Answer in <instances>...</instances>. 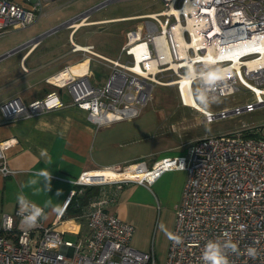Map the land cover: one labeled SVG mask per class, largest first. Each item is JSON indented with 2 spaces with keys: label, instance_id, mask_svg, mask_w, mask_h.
<instances>
[{
  "label": "built area",
  "instance_id": "2783aa9c",
  "mask_svg": "<svg viewBox=\"0 0 264 264\" xmlns=\"http://www.w3.org/2000/svg\"><path fill=\"white\" fill-rule=\"evenodd\" d=\"M43 1L0 0V35L31 26L42 12ZM161 1L160 11L136 17L142 22L127 31V40L115 59L94 52L91 44L80 45L71 39L73 51L82 52L87 59L94 56L109 68L103 85L90 81L87 66L80 71L65 66L48 81L65 89L72 103L85 110L96 126L138 117L153 98L156 85L173 86L179 103L199 111L206 123L263 107L264 0ZM89 11L63 25L74 29V22L84 20ZM55 29L14 47L2 58L32 46ZM204 65L222 70V79L214 86L206 87L201 79L209 70ZM202 90L216 98L244 92L253 100L214 112L188 102L191 97L197 102ZM62 105L56 91L29 103L12 97L0 103V124ZM14 141L0 142L3 175L12 173L4 152ZM172 169L187 171L172 232L180 235L183 242L177 245L170 240L164 264H202L206 242L223 239L225 232L240 250L239 254H228L229 264H264V124L204 135L194 141L189 158L166 156L150 167L139 160L84 171L73 181L77 188L66 198L63 215L56 214L52 224L41 220L37 227L22 230L17 201L12 213L0 216V264H159L152 251L131 245L134 226L105 207L114 199L110 188L120 189L127 181L151 185ZM104 171L126 174L113 178ZM96 186L100 192L89 198L82 209L86 234L80 236L79 231H72L78 239L65 238V231L56 226L64 221L67 205L86 187ZM249 246L258 251L255 260L246 254Z\"/></svg>",
  "mask_w": 264,
  "mask_h": 264
},
{
  "label": "crops",
  "instance_id": "0c3cea01",
  "mask_svg": "<svg viewBox=\"0 0 264 264\" xmlns=\"http://www.w3.org/2000/svg\"><path fill=\"white\" fill-rule=\"evenodd\" d=\"M96 1L89 0V5L97 3ZM98 5H93L74 15L91 10L81 22L83 24L78 26L79 28L65 26L69 31L66 48H53L47 45L37 52L41 46L39 40L32 46L20 50L22 52L18 66L0 73V103L12 97H19L22 102L29 103L43 98L50 91H56L63 103L61 107L39 115L29 118L20 117L0 124V142L15 140L4 152L5 163L12 173L3 175L0 172V216L4 212H13L17 196L21 192L42 207L49 199L52 200L53 205L59 203L63 206L71 190L77 188L73 181L84 171L124 165L139 160L145 161L150 167L166 156L187 158L190 156L193 140L196 137L190 138V147H187L188 143H184L182 137L177 136L174 139L173 134H170L168 127L164 124L156 129L150 126L145 128L144 114H140L141 116L135 119L96 126L88 119L85 110L72 103L65 89L48 81L65 66L78 67V70L84 69L85 67L80 69V64L85 62L90 72V81L96 85H103L109 76V68L107 67L109 72L103 84L98 79L93 80L92 64L100 62L94 56L87 59L82 52L73 51L71 39L80 45L91 44L94 46V52L115 59L118 56L112 58L98 52L92 42L79 43L76 40V34L80 28L117 19H139L136 24L127 29L128 31L142 22V19L136 17L152 13L90 18L93 11L98 9L95 8ZM176 107L187 106L181 105L178 99ZM177 117L189 116L187 113H179ZM41 170H47L52 175L51 191H37L39 185H28L30 179H39L35 177V173ZM123 175L125 173H121V176ZM186 178L185 169H172L164 172L151 185L127 181L120 189L110 188L109 192L114 194V199L107 203L105 209L116 213L121 219L134 226L130 241L133 247L142 251H152L155 257L160 250L167 253L170 240L161 230L160 225L169 232H173L176 211L181 201ZM21 185H24L23 189ZM40 186L44 187L43 181ZM86 189L89 187H86L84 191ZM58 190L61 192L59 196L56 195ZM95 191L99 193L100 187L96 186ZM79 203L81 201H78ZM85 204L82 203L79 211L69 209L65 212L63 220L76 222L77 228L75 230L62 228L61 230L65 231L64 234L81 231V220H84L82 209ZM45 212L47 219L44 222L52 224L56 214L52 212L51 207L46 208ZM61 224L62 222L58 223L56 227Z\"/></svg>",
  "mask_w": 264,
  "mask_h": 264
},
{
  "label": "rangeland",
  "instance_id": "374dc122",
  "mask_svg": "<svg viewBox=\"0 0 264 264\" xmlns=\"http://www.w3.org/2000/svg\"><path fill=\"white\" fill-rule=\"evenodd\" d=\"M104 1L106 0H97V3L93 5L100 4ZM89 3V0H44L42 12L31 26L24 29L9 30L0 35V56L12 50L14 47L27 42L29 39L45 33L53 27L56 28L55 32L45 35L40 40L41 46L38 48L37 52L43 49V46L47 45L53 48H66L69 31L66 29L65 25H63V22L81 11L93 7V5H89ZM162 8L163 3L161 0H110L93 11L90 18L149 13L160 11ZM138 20L139 19H117L96 26H83L76 34V40L79 43L92 42L98 52L112 58L117 57L120 54L122 44L127 40V29L132 27L133 24H136ZM21 52L22 51L14 52L1 58L0 73L12 70L15 66H18ZM126 58V56H123V60ZM98 61L100 63L94 62L92 64V79H98V81L103 84L109 70L102 60L98 59ZM194 93L196 94V88H194ZM152 96L153 98L141 112V114L145 116L143 119L144 127L150 126L156 129L164 124L168 127L170 134H173L172 137L174 139L177 136L180 138L182 137L183 142L188 143L187 147H190L189 142L191 137H196L193 140L195 141L204 135L214 136L226 134L238 131L243 128V126L258 127L264 124V106L258 107L251 113L217 118L211 123H206L199 111L187 107H176L178 96L173 86L156 85ZM217 99L219 102L212 103L208 109L214 112H218L220 109L229 110L236 105H242L246 100H253L250 94L244 92H238ZM179 113H187L189 117L176 118ZM97 193L98 192L91 195V197L97 195ZM81 224L80 236H84L87 232L85 218L81 220ZM56 228L59 230L62 229L60 226ZM76 228L77 225L69 226V229L72 230ZM64 237L75 241L79 236L67 232L64 234ZM156 256L158 263L164 264L166 252L160 250Z\"/></svg>",
  "mask_w": 264,
  "mask_h": 264
},
{
  "label": "clouds",
  "instance_id": "9594fccd",
  "mask_svg": "<svg viewBox=\"0 0 264 264\" xmlns=\"http://www.w3.org/2000/svg\"><path fill=\"white\" fill-rule=\"evenodd\" d=\"M209 70L203 74L201 79L203 80L205 86H214L215 83L222 79L221 72L222 70L219 68H211L207 65H204ZM188 79H191V76H187ZM194 95H196L194 93ZM199 95V99L197 100L198 104L205 110L209 108L212 103H218V99L216 97H211L207 92L201 91ZM43 154V153H42ZM183 167V165H181ZM35 177L28 181L29 186L39 185L37 191H51V180L52 175L47 170H41L35 173ZM41 181L44 182V187L41 188ZM24 185H21L23 189ZM57 196L61 195V192L58 190L56 193ZM17 201L19 205L18 215L21 217V225L23 226L22 230H31L37 227L41 220L47 219V213L45 212L46 208L51 207L53 213L57 215H63L65 211V206L67 202L64 203L65 206H61V204L57 203L53 205L51 199L47 200L43 207L37 205L33 201H31L26 195L21 192L17 196ZM162 231L165 232V235L171 240L174 244H181L183 239L180 235L173 234L169 232L163 225H160ZM239 246L237 243L232 241L231 235L227 232L223 234V239L217 238L214 240H208L205 244L204 250L202 252V264H229L228 254L235 253L239 254ZM246 254L249 258L255 260L258 255V251L255 247L249 246L246 249Z\"/></svg>",
  "mask_w": 264,
  "mask_h": 264
},
{
  "label": "bare ground",
  "instance_id": "6f19581e",
  "mask_svg": "<svg viewBox=\"0 0 264 264\" xmlns=\"http://www.w3.org/2000/svg\"><path fill=\"white\" fill-rule=\"evenodd\" d=\"M81 22H83V20L80 21V22H74V25H73V26L78 27L79 25H82V24H83V23H81ZM89 24H90V23H89ZM78 28H79V27H78ZM82 67H86V63H85V62L82 63V64H80V69H81ZM73 69L76 70V71H80V70H78V67H77V68H74V67H73ZM188 102H190V103H192V104H194V105H196V106H198V107L201 108V106H200L199 104H197V102L194 101V100L192 99V97L188 100ZM122 173H125V174H126V172H122ZM104 174H107V175H109L110 177H113V178H116V177L121 176V173H118V172H116V171H111V172H108V173H107V171H104ZM76 225H77V223L74 222V221H72V220H65V221L62 222V224L60 225V227H61V228L69 229V226H76Z\"/></svg>",
  "mask_w": 264,
  "mask_h": 264
},
{
  "label": "trees",
  "instance_id": "16d2710c",
  "mask_svg": "<svg viewBox=\"0 0 264 264\" xmlns=\"http://www.w3.org/2000/svg\"><path fill=\"white\" fill-rule=\"evenodd\" d=\"M96 192L97 191H95V187H89V189H86L82 195H74L72 197L71 202L67 205L66 211L69 209H75L79 211L82 203L84 204L87 203L91 195L95 194ZM76 200H77V203H76ZM78 201H81V203L78 204Z\"/></svg>",
  "mask_w": 264,
  "mask_h": 264
},
{
  "label": "water",
  "instance_id": "95a60500",
  "mask_svg": "<svg viewBox=\"0 0 264 264\" xmlns=\"http://www.w3.org/2000/svg\"><path fill=\"white\" fill-rule=\"evenodd\" d=\"M2 58V56H0V59Z\"/></svg>",
  "mask_w": 264,
  "mask_h": 264
}]
</instances>
